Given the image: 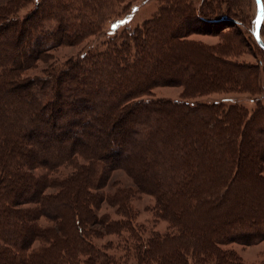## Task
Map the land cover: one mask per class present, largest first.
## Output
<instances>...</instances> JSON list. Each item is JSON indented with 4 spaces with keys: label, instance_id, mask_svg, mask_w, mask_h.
<instances>
[{
    "label": "trees",
    "instance_id": "16d2710c",
    "mask_svg": "<svg viewBox=\"0 0 264 264\" xmlns=\"http://www.w3.org/2000/svg\"><path fill=\"white\" fill-rule=\"evenodd\" d=\"M160 1L156 19L54 66L52 50L97 34L100 0H0V264H245L233 246L264 242L260 101L249 116L239 100L154 96L259 94L256 68L226 59L230 33L217 46L186 39L241 23L230 8ZM143 195L156 227L137 221Z\"/></svg>",
    "mask_w": 264,
    "mask_h": 264
},
{
    "label": "rangeland",
    "instance_id": "374dc122",
    "mask_svg": "<svg viewBox=\"0 0 264 264\" xmlns=\"http://www.w3.org/2000/svg\"><path fill=\"white\" fill-rule=\"evenodd\" d=\"M100 2L101 5H103V8L101 7V13L103 14V16L101 17L102 20L100 26H98L99 30L97 34L88 38L83 44L78 47H60L55 49L54 51L52 50L50 54L53 55L50 59L51 65L61 66L69 58H79V54L82 55L83 52L86 55L91 50L93 52H96V50L98 51L102 49V46L106 47L107 45L105 43H109L108 41L111 40V38L109 39L108 33H110L113 28L119 31L117 35L118 37L123 36L125 34V31L133 32L143 24L153 20L154 18L156 19L159 15V10L164 6V3H162L160 0H100ZM191 3L192 6L206 5L207 7L211 6L213 9L215 7L217 9L219 7V9L221 8V10L229 8L231 9V14L234 15L239 23H241L240 25L235 24V28L229 29L227 28V25L224 24L220 27L222 33L224 34L217 35L216 33H214L212 35H206L193 33L188 36V38L186 37V39H193L206 46H217L223 45L224 40L227 37L225 35H228L227 33H230L232 43L238 44V47H236L237 49L234 51L227 50L229 56L226 57V59L232 62L248 64L255 67L256 71H258L259 73L258 83L260 85V93L251 95L247 92L235 90L231 92L213 93L210 95L183 100L184 88L181 85H171L156 88L154 91V96L156 98H164L170 101H187L192 105L196 103H219L224 100H230L228 102H231L232 100H239L243 102L249 116H252L253 113H256V103H253V100L258 99L264 107V51L260 49L253 36L257 14L256 1L191 0ZM32 9L33 6H28L24 10H21V16L28 14ZM252 18L253 26H251ZM97 21L99 22L100 20L98 19ZM174 25V29L176 28L177 31L181 32L184 30L183 23L179 24L177 22ZM261 38L264 41V24L261 29ZM230 46H232V44ZM33 48L34 46L32 45L29 49ZM37 65L39 69L36 68L27 71L28 76L36 75L38 73L40 74V69L42 70L46 67V64L44 65L39 62L37 63ZM83 74L88 75L87 80L92 85L96 83L95 86H97L98 83H103L101 79L100 82L95 81L94 79H90V75H94L95 72L86 71ZM248 83L250 84L251 82ZM118 86L119 85H116V88L114 89L117 90L119 88ZM104 88L105 86L102 85L100 95L105 96L108 94V91ZM96 91L97 89L91 90V93H96ZM138 110H141V108H139ZM126 124H128V120ZM89 136L94 137L95 134L89 133ZM116 179L123 181V184H131L129 178L122 172H118L113 175V180ZM154 202V197L147 195L138 197L133 202V207L139 214L137 221L139 222V224H145V226L148 228H152V226L156 227V224H153L154 215L151 212ZM107 211L111 212V209L108 208ZM165 226L166 224L164 222H160L158 223L157 228L159 230H164ZM233 248L237 251V253H239V255H241L245 264H260L262 252H264V242L246 248H242L239 245H234Z\"/></svg>",
    "mask_w": 264,
    "mask_h": 264
},
{
    "label": "water",
    "instance_id": "95a60500",
    "mask_svg": "<svg viewBox=\"0 0 264 264\" xmlns=\"http://www.w3.org/2000/svg\"><path fill=\"white\" fill-rule=\"evenodd\" d=\"M257 5L256 24L253 31V36L260 47L264 51V41L261 38V28L263 24V3L262 0H255Z\"/></svg>",
    "mask_w": 264,
    "mask_h": 264
},
{
    "label": "crops",
    "instance_id": "0c3cea01",
    "mask_svg": "<svg viewBox=\"0 0 264 264\" xmlns=\"http://www.w3.org/2000/svg\"><path fill=\"white\" fill-rule=\"evenodd\" d=\"M262 3H263V24H264V1L262 0ZM263 24H262V27H263Z\"/></svg>",
    "mask_w": 264,
    "mask_h": 264
},
{
    "label": "bare ground",
    "instance_id": "6f19581e",
    "mask_svg": "<svg viewBox=\"0 0 264 264\" xmlns=\"http://www.w3.org/2000/svg\"><path fill=\"white\" fill-rule=\"evenodd\" d=\"M262 29V28H261Z\"/></svg>",
    "mask_w": 264,
    "mask_h": 264
}]
</instances>
